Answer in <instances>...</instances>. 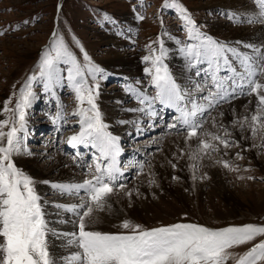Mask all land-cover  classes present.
<instances>
[{"label":"rangeland","instance_id":"374dc122","mask_svg":"<svg viewBox=\"0 0 264 264\" xmlns=\"http://www.w3.org/2000/svg\"><path fill=\"white\" fill-rule=\"evenodd\" d=\"M173 2L187 10L200 32L221 44L250 55H255L256 48H264V25L246 22V18L258 14L255 0H0V109H3L9 97L18 92L28 76L38 71L37 62L41 50L50 44L53 31L63 38L82 64L83 54L87 53L90 62L104 71V79H99L97 74L95 79L88 77V81L89 84L98 85L96 104L102 119L109 125L108 130L119 139L121 151L118 160L125 174L117 181V186L124 184L125 189L111 196L110 209L94 213L92 230L121 232L124 229L120 224L124 220L145 228L176 222L197 223L210 228L264 224V146L259 148L256 156L249 154L250 149L256 148V136L261 135L257 132L252 137L251 147H242L231 129L233 122L240 124L246 116L241 113L245 107L253 105L256 110L255 95H240L237 92L235 99L221 102L210 110V114L197 117L202 127L198 129L197 137L193 138L197 145L194 148L197 159L196 167L191 170L194 181L189 183H186L179 168V163L189 153V146L179 141L176 144L169 142L172 137L187 136V131L179 124L174 130L168 128L169 124L177 123L175 111L166 107L165 112L164 106L157 102L152 106L156 116L148 115L146 109L144 112L138 111L137 119L130 118L125 125L115 120L121 118L122 110L129 106L137 104L144 107L126 91L129 85L148 97L155 96L156 90L149 83L150 76L144 72L146 67H151V62H145L143 57L153 51L159 55L161 46L165 52L163 63L176 82L198 97L206 94V91L196 92L197 85L206 89L210 83L205 73L202 75L203 81L196 78V84H192L196 75L193 72L196 73L198 67L200 69L206 65H198L194 71L189 69L188 61L181 52V48L191 42L184 21L176 8L164 6ZM138 15L144 16V19L138 20ZM230 16L245 19L244 22H237L230 19ZM249 45L252 47H247ZM121 58L127 62L117 63ZM178 69L187 72L183 81L176 76ZM62 74L66 76V72ZM257 79L264 83V76H258ZM33 90L37 98L26 110V127L18 134L27 153L15 155L14 162L36 182V191L40 197L49 201L54 200L51 197L55 196L57 190L49 185L40 191L41 179L27 165L34 163L35 158L37 164L43 166L47 159L54 161L59 154L71 161L75 174L83 180L87 167L93 163L92 150L83 146L73 149L67 143L71 135L79 132V117L72 115L78 104L74 92L66 86V81L65 86L56 89V97L45 94L42 85L35 82ZM114 94L119 95V98L107 96ZM239 101L244 104L243 110L237 115L233 111ZM9 106L15 107V99ZM82 106L88 107L86 102ZM115 107L119 108L113 112ZM230 108H233L231 116L234 117L231 120L224 113ZM58 111L62 119L54 123L52 118ZM6 118L7 114L0 111V120ZM149 118L153 122L150 123ZM150 124L154 128L152 131L148 130ZM123 125L125 131L119 135L114 128L118 130ZM224 129H227L229 139L233 141L228 148L204 135H223ZM159 133L164 135L160 136L159 144L149 146V150L143 147ZM244 133L243 129L239 130L240 137H244ZM201 139L217 145L219 150L202 154L198 149ZM165 140L167 146L173 148L174 156L172 159L164 158L174 172L168 186L163 185V180H160L156 172L158 164L162 166L159 159L164 155ZM49 154L54 156L51 158L47 156ZM128 158L132 163L127 162ZM220 161H228L230 166L226 168ZM204 162H207L208 168L217 170L235 200L225 196L223 189L212 181L204 171ZM127 191H132L131 197L125 194ZM59 196L63 199L73 197L62 193ZM45 206L56 207L50 202L43 203V208ZM76 220L77 228L68 233L78 232L77 216ZM261 239L264 236L231 251L239 256ZM50 247L55 255L53 246ZM59 249L57 247L55 251ZM227 264L235 262L230 260Z\"/></svg>","mask_w":264,"mask_h":264},{"label":"snow or ice","instance_id":"6c2138e0","mask_svg":"<svg viewBox=\"0 0 264 264\" xmlns=\"http://www.w3.org/2000/svg\"><path fill=\"white\" fill-rule=\"evenodd\" d=\"M255 5L258 14L246 18V22L264 25V0H255ZM164 6L174 7L180 13L191 41L181 48V52L189 67L206 65L196 75L204 72L210 83L206 89L196 86V92L206 91L199 97L182 88L163 63L165 52L161 46L159 55L153 51L143 57L145 62H151V67H146L144 72L150 76L149 83L156 90L155 96L148 97L129 85L126 91L144 106L129 110L144 112L147 109L148 115L156 116L152 106L157 102L174 109L178 113L175 117L178 123L169 124L168 128L174 130L178 124L181 125L187 131V142L197 137L198 129L202 127L197 117L210 114V110L221 102L235 99L237 92L240 95H255V112L239 122L241 127L248 124L255 136L264 129V83L257 79L264 76V48L254 49L255 55L230 48L200 32L181 5L173 2ZM137 19L143 20L144 16L138 15ZM230 19L244 22L245 18L230 16ZM83 59L82 64L63 38L53 31L50 44L41 50L38 71L28 76L18 92L9 97L0 109L7 114L6 119L0 120V264H227L230 260H234L235 264H264V239L239 256L231 251L264 236V224L210 228L197 223L176 222L145 228L124 220L120 224L124 229L121 232L91 229L94 213L110 209L111 196L116 191H124L125 185L117 186L124 171L118 160L121 151L119 139L108 130L109 125L102 119L96 104L98 85L88 81V77L95 79L97 74L99 79H104V71L90 62L87 53L83 54ZM64 72L66 76L62 74ZM65 81L78 104L72 115L79 117V132L71 135L67 143L73 149L79 146L90 148L93 161L81 182L51 184L62 194L80 197L78 204L56 205L77 216L78 232L73 233H57L49 228L36 182L14 162L15 155L27 153L18 134L26 127V110L37 98L33 82L41 84L45 94L56 97V89L65 86ZM13 99L14 108L9 106ZM85 102L88 107L82 106ZM52 119L54 123L62 119L60 111ZM204 135L218 141L224 148L233 143L227 129H224L223 135ZM198 149L204 155L219 150L217 145L205 139L200 140ZM189 158L195 161L196 153ZM220 163L226 168L230 166L228 161ZM190 166L196 167L195 164ZM140 167L142 170L143 165ZM125 194L131 197L132 191ZM50 233L57 238H67V244L75 250L58 261L49 244Z\"/></svg>","mask_w":264,"mask_h":264},{"label":"bare ground","instance_id":"6f19581e","mask_svg":"<svg viewBox=\"0 0 264 264\" xmlns=\"http://www.w3.org/2000/svg\"><path fill=\"white\" fill-rule=\"evenodd\" d=\"M255 31H257V29H255ZM258 31L260 32V30H258ZM116 62L117 63H126L127 61L121 58L120 60H118ZM188 66H189V64H188ZM236 66L239 69V66L238 65H236ZM190 68L194 71V68L189 67V69ZM197 71H199V67H198ZM197 71H196V73H197ZM186 73L187 72L184 69L183 70L178 69L176 71V74H177L176 76L178 78H180L181 81H183L185 76H186ZM194 76L195 77L193 78L192 84H196L195 83V81H196L195 79L196 78L203 81V79H202V77H200V75L199 76L194 75ZM107 96L110 97V98H117V97L119 98V95H117V94L107 95ZM243 104H244L243 102L239 101V104L235 106V109H234L233 112H235V113H237V115H239L238 113H240V110L242 109ZM140 107L141 106H139L137 104H134L132 106H129V107L125 108L126 110L125 109L122 110L123 116H121V118H119V119L116 118L115 120H117L120 123H121V121H125V123H126L130 118H133V120L134 119L136 120L137 119L136 115L139 112L138 111H130L129 109H135V108H140ZM118 108L115 107L114 109H112V111L116 112L118 110ZM152 109H153V107H152ZM230 109L231 110H227L226 112H224L225 115H227V118L229 120L234 118V117L231 116V114L233 113L232 112L233 108H230ZM254 111L255 110H254L253 105H249V106L245 107L244 110L241 113H242V115L244 114L246 116H250ZM177 115H178V113H175V116H177ZM110 119L111 118H109V120ZM151 121L153 122V119L149 118V122L150 123H151ZM125 123H123V124L125 125ZM124 125L119 128L120 130L119 129L116 130L115 128H114V130L117 131V133L120 135L123 132V130H124ZM153 129L154 128H153L152 124L148 125V130L152 131ZM231 129L235 133V135H236L235 138H237V140L241 143L242 147H244L246 145L250 146L252 144L253 135H252V133L250 131V128L248 127V124H245L243 127H241L240 124H235L233 122V127ZM241 129H243V131L245 132L244 133L245 134L244 137H240L239 130H241ZM258 134H260L261 136H258V135L256 136V139H255L256 148L255 149L252 148V150L250 149V152H249L250 156H256L257 151L259 150V148H261L262 141H264V139H262V138H264L263 129L258 131ZM160 136H164V135L162 133H159L155 137L153 136V140H151L149 143L145 144V146H143V147L144 148L147 147L146 149L149 150V146L152 147L156 143L159 144V141H161V139H160L161 137ZM156 138H157V140H156ZM154 140H156V141H154ZM170 141L172 143H174V144H176L177 141H179V143H182V145H185V146L188 145L189 146V149H188L189 153H187L188 155L185 156V159L182 160L181 163H179V168L181 170L180 174L183 176V178L186 181V183H189L190 181H194V175L191 172V170L193 168L190 165L195 164V161L191 160L189 157H190V155L192 153L195 152L194 148L197 146V145L195 146V144H196L195 141L196 140L194 141V139L192 138L191 140H188L186 142L185 136H181V137H172V139H170L169 142ZM119 148H120V146H119ZM163 153H164V155H162L163 157L161 156L160 159H159L160 162H162V166H160L158 164V166L156 167L157 169L156 168L155 169H156V172H157L158 177L160 178V180L161 179L163 180V182H164L163 185L168 186L170 184V182H171L170 176L174 172H172V170L169 168L170 166L168 167V165L165 163L164 158L167 157L168 159H172L174 156L172 157L173 148L171 146L170 147L167 146L166 140H165V148L163 150ZM45 156L46 155H44L42 157V159L45 158ZM47 156H50L52 158V156H54V155H52V154L50 155L49 154ZM138 158H140V157H138ZM158 158H159V156H158ZM33 161H34V163H31L30 165H27V166L32 171V173H34L35 175H37L38 178L41 179L40 191H43V190L47 189L48 186L53 184V183H78V182L82 181V179L79 178L77 176V174H75V172H74L75 169L73 168V164L71 163V161L70 160L68 161L64 157H61V155H59V154L56 155V157L54 158V161H50V160L47 159V161L44 162V160H43V162H44L43 166L38 165L37 162H36L37 160L35 158L33 159ZM127 162L132 163V160H130V158H128ZM64 165H65L66 168H64ZM206 165H207V162H204V166H205L204 167V171L208 175H210L212 181H214L216 183L217 187L223 189V193L225 194V196H228L229 198H232V199L235 200L234 195L232 194V192L229 191V189H227V184L225 183V180L221 177V175H219L217 173V170L216 169H210ZM69 169H71V171ZM124 174H125V172L123 171V175ZM51 178H55V179L51 180ZM45 181H47L48 183H44ZM60 194H61L60 192L56 191L55 196L51 197L54 200H49V201H46L41 196L42 197V202L43 203L50 202L51 205L55 204V206L57 204H61V205H75V204H78L80 202V197H77V196L73 195V197H69V198L63 199V198H60V196H59ZM65 195H67V194H65ZM43 210L45 212V218H46V220L48 222L49 228H51L53 230H64L67 233L69 231L70 232L74 231L77 228L76 227L77 220H76V216L74 215V213L66 211V210H62V208H57V207L48 208L47 206H45L43 208ZM66 232H64V233H66ZM58 233H61V232H58ZM48 239H49V244L51 246H53V248H54V252L56 253L55 256L57 257L58 261H59V258L68 256L71 251L75 250L74 248H71L67 244V238H65L63 236L57 238L56 235H52L50 233ZM57 247H60V249L58 251H55Z\"/></svg>","mask_w":264,"mask_h":264}]
</instances>
